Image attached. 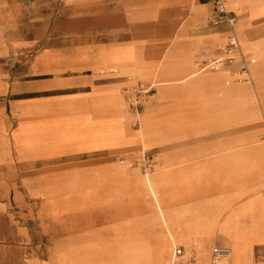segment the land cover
<instances>
[{"label": "crops", "instance_id": "obj_1", "mask_svg": "<svg viewBox=\"0 0 264 264\" xmlns=\"http://www.w3.org/2000/svg\"><path fill=\"white\" fill-rule=\"evenodd\" d=\"M226 1L234 29L212 24L213 0H0V63L19 65L0 70V264H179V246L264 264V0ZM232 33L251 86L198 71ZM131 79L159 85L136 134ZM133 136L161 159L113 183L92 161Z\"/></svg>", "mask_w": 264, "mask_h": 264}, {"label": "rangeland", "instance_id": "obj_2", "mask_svg": "<svg viewBox=\"0 0 264 264\" xmlns=\"http://www.w3.org/2000/svg\"><path fill=\"white\" fill-rule=\"evenodd\" d=\"M8 34L9 33L5 32V33H3L2 37L6 36ZM2 37H0V38L2 39ZM11 55H12L11 62H9L8 60L7 61H5V60L2 61L1 60L0 70H2V71L4 70V71L8 72L10 70L14 71L13 67L18 68L19 65L13 64V60L15 59L14 55H13V52H12ZM200 70L202 71L201 66L199 67L198 71L200 72ZM220 72L221 71H219V72L208 71V72H205V73H220ZM17 75H19V74H17ZM235 79H236L235 75H232L231 78L226 79L225 85H226L227 81H230L231 84L229 86H233V85L234 86L235 85L236 86H244V85L251 86V82L241 83L240 84V83H237ZM129 82L130 83L128 84L127 87H129L131 85H134L137 82H143V83L150 84V85L154 86L156 90H157V88L159 86L156 83V81L133 79L132 81H129ZM226 86L228 87V85H226ZM156 90L154 91V95H152V97L147 101V103L145 104L143 110L141 111L142 116L145 115V111H147L148 109H150L152 107L154 102L158 101V98H156V92H157ZM125 93H126V91H125ZM255 103L257 105L263 104L264 103V99H262L260 101H256ZM129 115L131 117V122L129 121V130L133 134L134 133L136 134L137 132L140 131V128L144 125L145 117H142L141 125L138 126V127H135L134 126L135 118L132 115L130 110H129ZM256 120H257L256 124H255V127H256V131L255 132H256V134H259V133L260 134L261 133L264 134V112L258 111ZM139 143H137V140H136L135 136L129 137L128 141H127V143H126V145L124 146L123 149L115 150V151L109 153L107 158L101 159V160H95V161H92V163H94V164H99V163L104 164L105 163V164H108V166L112 167V179H114L112 181L113 183H129V184L130 183H132V184L133 183H137L136 182L137 181V177L145 178V176H144L145 174H151L150 177L152 178V176H153V174L155 172V169H156V165L159 162V160L161 159V157L158 154L157 150H154V149L151 148V145H150L149 150H145V148L142 146V144L141 143L139 144ZM75 164L76 163H68V164L56 165L55 167L58 166L59 169L61 168V170H63V169L71 168V167H74V166H80V165L84 166L87 163L86 164L77 163L76 165ZM123 168H125L127 171L138 170L140 176H131V173L128 172V175H123L119 179L120 176L119 177L117 176V172H118V174H120V170L123 169ZM32 173H33V176H38L40 171H39V169L35 170V168H34ZM14 183H16V184L17 183H24L23 176L17 174L16 177L14 178ZM145 194H148L151 199L153 198V195L150 194L148 189L146 190ZM86 210H88V209L87 208H67V209H64V212L65 213L81 212V211H86ZM179 248L180 249H184L182 256H180L179 259H178L179 264H186V262L189 263V264H195L196 263V259H197L196 255H190L188 258H186L187 257L186 249L184 247H180V246H179ZM214 248L215 247H213L211 253H214ZM174 252H175V250H174ZM174 252H173V255L170 254L167 257L169 263L172 262V259H174ZM211 260H212V254H211ZM175 262H176V259H175Z\"/></svg>", "mask_w": 264, "mask_h": 264}, {"label": "built area", "instance_id": "obj_3", "mask_svg": "<svg viewBox=\"0 0 264 264\" xmlns=\"http://www.w3.org/2000/svg\"><path fill=\"white\" fill-rule=\"evenodd\" d=\"M216 6V13L213 17V25L226 24L230 29H234L238 22L237 12L230 10L226 0H213ZM256 63L254 58L249 57L242 48V45L235 34H231L227 44L220 49V54L215 58H210L201 64L202 71L219 72L227 68L232 69L237 83L252 82L251 68ZM133 79L129 80L132 81ZM128 98V106L135 118V127L141 125V111L147 101L154 95L155 87L137 82L125 89ZM150 165V164H149ZM184 249H175L174 261L182 256ZM230 258V251L227 249L216 248L213 253L212 264H224Z\"/></svg>", "mask_w": 264, "mask_h": 264}, {"label": "bare ground", "instance_id": "obj_4", "mask_svg": "<svg viewBox=\"0 0 264 264\" xmlns=\"http://www.w3.org/2000/svg\"><path fill=\"white\" fill-rule=\"evenodd\" d=\"M146 175H148V174H146ZM149 176V175H148ZM153 193V192H152ZM155 197V196H154ZM230 258H231V254H230ZM229 260V259H228Z\"/></svg>", "mask_w": 264, "mask_h": 264}]
</instances>
